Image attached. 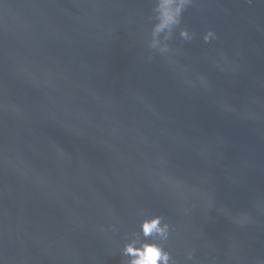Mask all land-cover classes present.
<instances>
[{"label":"water","instance_id":"95a60500","mask_svg":"<svg viewBox=\"0 0 264 264\" xmlns=\"http://www.w3.org/2000/svg\"><path fill=\"white\" fill-rule=\"evenodd\" d=\"M176 6L0 0V264H264V0Z\"/></svg>","mask_w":264,"mask_h":264},{"label":"clouds","instance_id":"9594fccd","mask_svg":"<svg viewBox=\"0 0 264 264\" xmlns=\"http://www.w3.org/2000/svg\"><path fill=\"white\" fill-rule=\"evenodd\" d=\"M192 0H176L177 6L171 17H169L168 25L169 31L164 35V40H167L172 35V28L180 23V16L182 11ZM161 27L154 26L152 32L151 47L156 48L159 46L161 52L168 50V45L162 44L157 36L161 33ZM180 37L184 40H191L192 34L182 28L179 33ZM215 39V33L209 30L203 36L205 42ZM140 231L145 240L134 238L129 239L122 248V255L126 257L124 264H176L172 254L167 251L163 246V241L169 237L170 226L159 215L145 216L140 223ZM151 241V242H149ZM187 259H192V252L189 251Z\"/></svg>","mask_w":264,"mask_h":264}]
</instances>
